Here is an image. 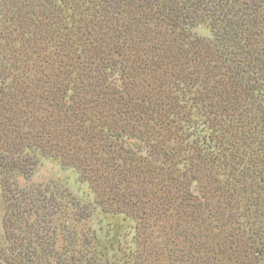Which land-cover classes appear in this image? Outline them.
Segmentation results:
<instances>
[{"label":"trees","instance_id":"trees-1","mask_svg":"<svg viewBox=\"0 0 264 264\" xmlns=\"http://www.w3.org/2000/svg\"><path fill=\"white\" fill-rule=\"evenodd\" d=\"M200 24L209 35L191 33ZM38 154L78 172L104 210L180 235V262L260 264L264 0H0L4 260L82 264L55 250L56 197L10 179ZM193 180L218 196L205 219ZM198 217L228 245L208 244Z\"/></svg>","mask_w":264,"mask_h":264},{"label":"rangeland","instance_id":"rangeland-1","mask_svg":"<svg viewBox=\"0 0 264 264\" xmlns=\"http://www.w3.org/2000/svg\"><path fill=\"white\" fill-rule=\"evenodd\" d=\"M210 32L207 24H200L191 30L192 34L204 36L209 35ZM138 146L144 149V145L139 141ZM141 154L145 155L144 151ZM10 179L18 189L30 192L32 196L37 195L39 200L49 198L51 195L56 197L61 207L59 206L60 210L57 208L58 212L56 210L51 216L56 230L55 250L67 257L72 255L77 260L76 263L185 264L184 261L179 260V248L182 246L180 235L167 226L161 228L160 222L154 220L152 216L150 219L145 217L132 219L129 215L104 210L98 203L100 196L88 182L73 168L61 164L56 158L38 154L36 165L29 175L14 169L11 171ZM204 184L205 181L193 180L190 189L194 196L192 202L198 204L197 207L201 203V214L205 219L208 215L214 214L212 209L218 204L216 200L218 196L208 197L210 194L206 193ZM61 193L65 197L60 196ZM206 195L207 199H205ZM257 202L259 212L262 213L257 220H261L264 225L263 190ZM238 211L241 212V208ZM4 212L5 203L0 175V264H10L4 260L7 258V239L3 228ZM32 218L33 215L30 220ZM248 220V217L242 218L243 226L245 223L249 226ZM208 221L203 223L199 217L194 221V224L198 223L202 230L200 232L204 237L202 234L201 237L207 239L208 244L215 249L227 246L228 243L222 241L225 230L216 228L213 218L209 217ZM200 232L195 228V236ZM260 264H264V259Z\"/></svg>","mask_w":264,"mask_h":264}]
</instances>
